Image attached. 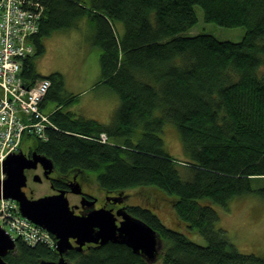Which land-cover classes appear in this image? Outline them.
Returning a JSON list of instances; mask_svg holds the SVG:
<instances>
[{
    "label": "trees",
    "instance_id": "16d2710c",
    "mask_svg": "<svg viewBox=\"0 0 264 264\" xmlns=\"http://www.w3.org/2000/svg\"><path fill=\"white\" fill-rule=\"evenodd\" d=\"M36 1L43 15L31 37L35 52L22 60L25 81L43 77L35 60L45 51L44 38L86 16L100 49L98 82L120 100L110 123L85 118L67 109L77 95L64 96L63 74L45 75L52 84L41 110L49 98L58 106L46 112L54 124L45 130L47 139H31L36 151L62 173L94 176L100 190L119 203L135 187L149 203L168 202L177 227L165 226L149 205L127 204L164 241L162 264H264L262 256L239 252L217 226L213 206L227 208L232 197L253 192L252 181L264 177V0ZM195 5L207 22L244 27L242 39L186 34L197 22ZM166 123L177 129L187 160L165 151ZM256 192L264 197V187ZM192 233L205 243L190 239ZM15 243L4 257L9 264L59 257L42 242ZM64 257L71 264H148L128 246L109 241L73 247Z\"/></svg>",
    "mask_w": 264,
    "mask_h": 264
},
{
    "label": "rangeland",
    "instance_id": "374dc122",
    "mask_svg": "<svg viewBox=\"0 0 264 264\" xmlns=\"http://www.w3.org/2000/svg\"><path fill=\"white\" fill-rule=\"evenodd\" d=\"M194 10L196 11L197 22L186 31L188 35L207 32L220 40L235 42L240 41L245 34L246 30L242 26L223 27L215 22L205 21L203 10L198 5L194 6ZM115 26L119 35H122L124 31L122 23L117 21L115 22ZM93 33V27L90 25L88 18L84 16L74 27L64 30H54L51 35L44 38L45 51L43 55L38 56L35 60L37 61V71L43 76L55 71L61 72L66 83L65 90L62 91L65 97L70 94H77V92H83L88 83L98 80L101 69L99 64L100 49L93 45ZM262 70L264 71V66ZM113 94L110 91L107 92V89L101 86L98 89H88L82 97L90 101L99 100L100 98L108 100V96ZM46 102L51 103L55 101L49 98ZM78 102L71 104L70 109H67L77 114L80 109V101L78 100ZM117 104L112 111L117 109L119 103ZM161 138L164 140L165 151L172 157L181 161L187 160L188 157L183 150L179 133L171 123L164 124ZM32 144L30 139H26L21 144V147L26 151ZM30 185L35 198L45 195L50 191L47 182H31ZM85 187H87L89 193H93L97 197L103 195L94 176H87ZM263 187L264 177L258 178L252 181L253 192L232 197L227 204V208L217 204L213 205L216 212L219 213V219L216 222L217 226L225 229L231 242L236 245L242 254H254L255 256L264 257V197L256 192L258 188ZM125 193L130 195L125 201L126 204L149 205L152 207L154 213L159 215L165 226L177 227L176 215L170 204L165 200H152L153 202L149 203V201L144 200L140 188L137 187L128 189ZM69 198V202H77V198L73 195L69 196ZM192 234L191 237L188 236L190 239L200 244L205 243L202 237L195 233ZM37 236L41 237L43 233L41 232L40 235L38 233ZM54 245L56 246V243ZM156 248L157 254L154 257L155 259L149 261L148 264H162V255L167 247H165V243L160 237Z\"/></svg>",
    "mask_w": 264,
    "mask_h": 264
},
{
    "label": "water",
    "instance_id": "95a60500",
    "mask_svg": "<svg viewBox=\"0 0 264 264\" xmlns=\"http://www.w3.org/2000/svg\"><path fill=\"white\" fill-rule=\"evenodd\" d=\"M38 163L44 167L46 176L53 169L49 157L36 151L28 156L22 149L7 154L0 165V172L4 174L0 178V197L16 201L18 210L26 219L43 227L56 239L55 251L59 254L58 259H42L37 264H71L64 257L67 250L73 247L81 250L86 243L103 245L108 241L128 246L133 252L141 253L147 262L155 259L159 242L157 231L123 208H119L115 214L105 207L95 208L96 197L87 202V197L83 195L82 187L77 181H71L69 187L72 192L82 195L81 205H85L86 210L81 214L75 213L70 206L65 190L60 189L58 193L38 198L27 196L22 189L27 181L25 170L36 168ZM33 178L35 181L40 179L36 175ZM112 200L122 201L116 196ZM117 216L122 217L119 222ZM15 245V240L0 226V264H9L4 257Z\"/></svg>",
    "mask_w": 264,
    "mask_h": 264
},
{
    "label": "built area",
    "instance_id": "2783aa9c",
    "mask_svg": "<svg viewBox=\"0 0 264 264\" xmlns=\"http://www.w3.org/2000/svg\"><path fill=\"white\" fill-rule=\"evenodd\" d=\"M42 12L36 0H0V164L7 154L22 148L23 139L46 140L45 130L54 127L41 110L52 82L44 76L30 84L21 72L23 58L35 51L31 37L40 29ZM0 225L13 239L55 246L53 236L22 216L10 198H0Z\"/></svg>",
    "mask_w": 264,
    "mask_h": 264
},
{
    "label": "flooded vegetation",
    "instance_id": "af4514ba",
    "mask_svg": "<svg viewBox=\"0 0 264 264\" xmlns=\"http://www.w3.org/2000/svg\"><path fill=\"white\" fill-rule=\"evenodd\" d=\"M77 114H79V112ZM22 150L26 155L30 156L33 151H36V146L31 145V147L29 149H27L26 151H24V149H22ZM52 167H53V169L49 172V174L47 176L45 175L44 167H42V165L40 163L37 164L36 168H27L25 170V175H26L27 181H26V186H24L22 189H24L27 196L35 198L33 196V189L30 185L31 182H36V183L47 182L48 188H50V191L48 193H46L45 195L58 193L60 189L65 190L67 198H69V196H71V195H73L74 197L77 198V202H70V206L73 207L75 213L81 214L86 210V208H84L85 205H83V204L81 205L82 195L72 192L70 190V187H69V184L71 183V181H77V182H79L80 186L82 187L83 195L85 197H87V200H88L87 202H89V199H93L94 197H96V201L94 203L95 208H102V207L104 208L105 207V208L111 209L114 214L119 208H123L127 212H129L127 210V204L126 203L123 204V202L119 203V202H116L115 200L114 201L112 200V198L114 196H111V195H108V194L102 192L103 195L97 197L93 193H89L87 190V187H85V181H87V176H86V173L84 171L74 172V171L70 170V172H68V173H62L60 170H58L57 167H54V166H52ZM34 175H36L40 179L38 181H35L33 178ZM69 201H70V198H69ZM121 219H122V217L117 216V222H119ZM71 241L73 244H75V241L73 239H71ZM95 245H98V244L86 243V244H84L82 249L88 248L90 246H95ZM139 254H141V253H139Z\"/></svg>",
    "mask_w": 264,
    "mask_h": 264
},
{
    "label": "crops",
    "instance_id": "0c3cea01",
    "mask_svg": "<svg viewBox=\"0 0 264 264\" xmlns=\"http://www.w3.org/2000/svg\"><path fill=\"white\" fill-rule=\"evenodd\" d=\"M99 76H100V73L98 75V80H99ZM98 80L88 83V85L84 88L83 92H79V93L77 92V94H75L77 95L76 101L70 103L68 105V108L70 109L71 104L76 103L79 100L80 101V105H79L80 111L78 110V112H80L81 115H83L85 118H93L97 120L98 122L101 121V122H106V124H108L111 122L110 118H112L114 112L116 111V110L115 111H112V110L114 109L116 105H118L117 103H120V100H118V96L116 93L108 89L106 86H104V84L98 82ZM101 86L105 87V89H107V92L110 91L114 93L115 95L114 94L109 95L108 100H104L100 98L99 100H93V101L86 100L85 98L82 97V95L86 93L88 89H98ZM91 102L93 103L91 104ZM57 106H58L57 103H53V102L46 103V105L42 107V110L45 113L51 112V111H54V109H56Z\"/></svg>",
    "mask_w": 264,
    "mask_h": 264
}]
</instances>
